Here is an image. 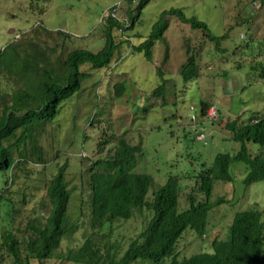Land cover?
Instances as JSON below:
<instances>
[{"label": "rangeland", "instance_id": "obj_1", "mask_svg": "<svg viewBox=\"0 0 264 264\" xmlns=\"http://www.w3.org/2000/svg\"><path fill=\"white\" fill-rule=\"evenodd\" d=\"M140 2L0 0V116L18 88L10 73L22 69L23 42L36 43L54 59L74 49L97 52L105 45L104 28L114 8L123 26L134 21L133 28L114 30L116 42L123 43L108 66L93 68L85 63L80 67L85 74L80 90L35 136L39 153L33 154L34 145L27 142L14 152L12 175L0 171V264H16L2 245V231L11 229L19 240H26L33 233L32 225L45 223L51 206L49 183L66 162L67 180L75 188L68 218L77 223V231L65 237L54 256L43 263L77 264L66 260V254L88 238L103 251L111 247L118 260L154 216L145 206L135 208L130 219H116L96 233L91 227L89 182L93 174L102 172L123 134L141 149L134 171L153 177L147 200L174 176L183 211L189 207V194L204 200L197 183L216 156H235L240 151L227 123L264 115V0H148L137 17ZM172 9L182 10L189 22L170 16L150 60L138 47L149 38L161 13ZM194 19L205 23L211 36L222 37L219 45L203 29L192 27ZM40 25L35 35L31 30ZM190 55L197 57L198 74L186 77L182 70ZM212 106L217 111L214 118L208 117ZM201 134L204 138H199ZM247 146L253 156L260 152L257 143ZM231 171L234 181H216L211 196V201H226L209 212L204 236L185 231L176 248L180 258L213 252V240L227 238L237 212H264V180L247 186L248 169L241 161H235ZM132 264L152 263L140 259Z\"/></svg>", "mask_w": 264, "mask_h": 264}, {"label": "trees", "instance_id": "obj_2", "mask_svg": "<svg viewBox=\"0 0 264 264\" xmlns=\"http://www.w3.org/2000/svg\"><path fill=\"white\" fill-rule=\"evenodd\" d=\"M147 2L141 0L137 17ZM172 15L189 22L182 10L162 12L149 38L138 47L148 59H152V49L169 27V17ZM107 22L104 28L105 45L97 52L74 49L65 57L54 59L36 43L24 45L23 42L22 52L25 56L22 69L19 73L16 70L10 73L19 82L18 88L11 94V102L4 104L0 116L1 172L12 175L16 164L14 152L27 142L34 145L33 154L39 153L41 148L37 146L35 136L43 125L57 116L61 104L80 90L85 76L80 72V67L85 63H90L93 68L108 66L116 49L123 43L116 42L114 30H126L134 25L133 21L126 27L112 18H108ZM190 22L193 28L203 29L219 45L222 37L211 36L205 23L195 19ZM41 29L40 25L31 31L36 35ZM45 30L48 34L54 32ZM25 57L35 61H26ZM182 73L186 77L198 74L197 57L189 56ZM226 126L232 131L233 139L241 145L240 151L235 156L227 153L216 156L213 165L200 176L197 183L205 196L204 200H198L193 193L189 194V207L183 211L180 210L179 182L174 176H170L154 192L153 198L147 200L153 177L134 171L141 149L131 144L123 134L117 141L114 153L103 163L102 172L93 174L89 182L92 190L91 227L96 233L116 219H130L135 208L145 206L154 212V216L118 260L116 254H111V247H105L103 251L92 238H88L79 249L69 250L65 259L77 264H132L140 259L152 264H264V212L258 209L237 212L227 238L213 240V252H198L180 258L176 249L188 229L194 230L198 236L206 234L209 212L226 201L225 198L211 201L215 183L234 181L231 166L235 161L244 162L247 166V186L264 180V115L241 123L234 120ZM249 142L261 146L257 155L253 156L250 152L247 146ZM21 153L20 158H23ZM38 159L42 160L41 155ZM67 167L66 162L49 183L47 195L51 206L42 226L32 225L33 233L26 240H19L11 229L2 231V245L11 253L16 264H44L45 260L54 256L62 240L77 231V223L68 218V205L75 188L67 180ZM9 183L10 178L6 181L5 190Z\"/></svg>", "mask_w": 264, "mask_h": 264}, {"label": "built area", "instance_id": "obj_3", "mask_svg": "<svg viewBox=\"0 0 264 264\" xmlns=\"http://www.w3.org/2000/svg\"><path fill=\"white\" fill-rule=\"evenodd\" d=\"M108 18L117 19V14H116V9L115 8L109 13ZM125 26L127 27L129 25L126 24ZM119 31L123 32L124 30L122 28H119ZM216 115H217L216 109L214 107H211L208 110V117L214 118V117H216ZM199 138H204V135L203 134L199 135Z\"/></svg>", "mask_w": 264, "mask_h": 264}, {"label": "clouds", "instance_id": "obj_4", "mask_svg": "<svg viewBox=\"0 0 264 264\" xmlns=\"http://www.w3.org/2000/svg\"><path fill=\"white\" fill-rule=\"evenodd\" d=\"M213 107V106H212Z\"/></svg>", "mask_w": 264, "mask_h": 264}]
</instances>
